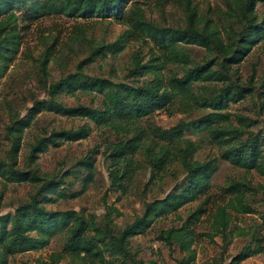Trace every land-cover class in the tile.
<instances>
[{
	"label": "trees",
	"instance_id": "trees-1",
	"mask_svg": "<svg viewBox=\"0 0 264 264\" xmlns=\"http://www.w3.org/2000/svg\"><path fill=\"white\" fill-rule=\"evenodd\" d=\"M26 1L0 0V75L10 65L20 44L16 26L9 25L6 29L3 22L13 17V6ZM45 2L46 15L113 17L129 26L112 42L91 47L80 63L108 54L114 55L122 51L130 40L144 41L147 37L152 46L148 47L147 59L137 51L132 53L127 70V75L131 77L128 82L84 75L79 63L76 72L47 84L46 98L33 99L23 116L9 118V147L7 159H0V176L11 182L37 184V187L12 213L0 215V264L7 255L42 247L58 232L64 233L61 249L74 264H143L137 251L131 250L129 239L143 233L153 218L176 212L181 206L200 199L179 228L171 226L160 230L157 235L167 246L176 243L178 249L185 253V257L180 260L181 264H195V251L190 248L193 239L188 226L204 213L209 202V180L216 170V159H193L198 143L184 137L183 132L202 129L205 138L219 150V159L246 172L253 170L264 177L263 136L259 137L246 129L255 120L226 111L228 103L244 100L251 94L254 70H251L247 81L243 83L237 79L236 65L254 43L264 40V13L260 18L255 13V5H264V0H226L224 13L229 22L235 20L236 28L231 23L226 25L223 20L215 24L210 18L198 14L197 9L190 6V0H184L183 28H161L149 24L143 20L139 8L133 6V1L129 8H126V0H45L38 5ZM54 43L55 40L45 47L38 62L42 75L51 59ZM187 45L202 47L205 58L200 62L191 61L185 49ZM168 65L178 66L180 73ZM233 65L236 67L232 68ZM260 78L264 94V69ZM76 90L100 95V106H66L57 101L58 94H73ZM158 110L186 115L202 110L210 111L192 120L161 128L149 123L150 116ZM41 111L70 118L78 117L91 122L98 129L107 128L112 131L115 140L106 141L101 154L109 159L110 184L120 194L126 191V183L132 171L139 167L133 158L138 152L153 177L163 174L172 161L179 165L184 176L163 197L145 203L142 213L119 230L111 227L109 212L102 215V224H99L91 216L85 217L76 211L47 210L42 200L50 199L43 195L48 191L54 193L63 182L61 177L41 176L36 169L23 170L15 164L21 134ZM143 121L145 123L142 126ZM90 129L88 123L74 128L51 129L29 145L27 163L33 162L37 154L45 152L49 147H58L61 142L85 139ZM89 152L81 161L88 170L86 181L92 176L90 171L93 160ZM250 190L247 181L235 179L228 180L221 188L222 195L226 197L225 202L214 206L210 214V226L222 242H227L231 233L228 229V211L253 213L246 202V194ZM260 219L264 224V212ZM255 232V229H251L250 233L244 229L236 231L237 236H249L248 242H252L251 253L262 250V241L255 236ZM206 236L212 238L209 234ZM247 250L248 243L225 264H239ZM59 256L50 255V264H56Z\"/></svg>",
	"mask_w": 264,
	"mask_h": 264
},
{
	"label": "rangeland",
	"instance_id": "rangeland-1",
	"mask_svg": "<svg viewBox=\"0 0 264 264\" xmlns=\"http://www.w3.org/2000/svg\"><path fill=\"white\" fill-rule=\"evenodd\" d=\"M44 1L27 0L25 3L16 4L11 9L13 17L3 22L6 29L9 25H15L20 34L18 51L10 65L0 75V159L3 160L7 159L6 153L9 147L7 136L9 118L16 115L23 116L33 99L46 98L47 84L68 73L76 72L77 66L88 55L91 47L112 42L117 35L129 28L113 17H68L53 13L46 15V2L38 5ZM132 1L133 6L141 11L143 20L153 26L183 28L185 25L184 0H126V8L131 6ZM225 2L226 0H190V6L195 7L198 14L210 18L215 24L223 20L226 25L231 23V26L236 28L235 20L231 19L229 22L224 13ZM255 13L257 18H260L264 13V5L257 3ZM144 39V41L143 39L128 41L122 51L114 55L108 54L90 62L80 63L82 74L115 82H128L131 77L127 75V70L130 67L132 53L137 51L144 55V59L148 57L146 53L152 42L147 37ZM53 40L55 43L51 50L52 56L42 75L38 62L45 47ZM185 49L193 62H200L205 58V51L200 46L187 45ZM236 66L237 79L243 83L247 81L251 70H254L252 91L244 100L228 103L226 111L255 120L246 127L247 132L258 134L259 137L263 136L261 144L264 146V94L260 86V76L264 69V40L254 43ZM168 67L180 73L178 66L168 65ZM56 99L66 106L87 105L97 108L100 106L101 96L90 91L76 90L73 94L60 93ZM209 111L202 110L186 115L176 112L168 114L158 110L150 116L149 123L168 128L177 122L192 120ZM231 121L234 122V119L231 118ZM83 123H88L91 128L85 139L61 142L58 147H49L45 152L37 154L33 162L27 163L29 145L36 138L51 129L74 128ZM144 123L143 121L141 125L143 126ZM120 136L124 137L122 134ZM183 136L198 143L192 155L193 159L197 161L216 159V170L209 180V202L205 206L204 213L188 226L193 239L190 248L195 251L194 263L225 264L244 244L248 243L245 258L239 264H264V224L260 219L261 213L264 212V177L253 170L246 172L219 159V150L205 138L202 129L184 131ZM114 140V134L107 128L98 129L91 122L78 117L70 118L41 111L21 134L15 164L23 170L36 169L41 176L61 177L63 182L57 186L55 192L48 191L43 195L50 199L42 200V205L47 210L76 211L85 217L91 216L99 224H102V215L109 212L111 227L113 230H119L142 213L145 203L168 193L180 182L184 174L179 165L172 161L163 174L153 177L143 156L138 152L133 158L139 167L132 171L126 183V191L120 194V191L110 184L109 159L101 154L106 141ZM88 151L93 166L90 171L92 176L86 181L88 170L81 161ZM230 179L249 183L251 190L246 194V202L253 209V213L228 211L230 214L228 229L231 233L228 241L224 243L210 226V214L216 204L222 205L225 202L226 197L222 195L221 188ZM36 185L7 181L0 176V215L12 213L18 204L28 199L36 189ZM199 200L181 206L176 212L164 213L153 218L143 233L129 239L131 250L137 251V256L143 264H181L180 260L185 257V253L178 249L176 243L167 246L158 239L157 235L160 230L171 226L179 228L188 214L198 205ZM239 229H244L248 233L251 229H255V236L262 241L260 244L262 250L251 253L252 242H248V235L237 236L236 231ZM206 234L212 238L209 239ZM63 241L64 233H55L42 247L7 255L2 264H50L52 254H60L56 264H74L61 249Z\"/></svg>",
	"mask_w": 264,
	"mask_h": 264
}]
</instances>
